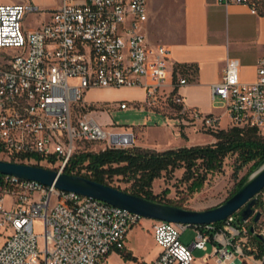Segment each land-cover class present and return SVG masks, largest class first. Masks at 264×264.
I'll return each mask as SVG.
<instances>
[{"label":"built area","instance_id":"1","mask_svg":"<svg viewBox=\"0 0 264 264\" xmlns=\"http://www.w3.org/2000/svg\"><path fill=\"white\" fill-rule=\"evenodd\" d=\"M216 1L264 15V0ZM38 11L31 3L0 5V158L54 165L62 172L86 143L130 146L132 133L106 132L89 112L122 110L128 103H84L85 92L94 88L141 87L149 106L164 94L193 124L219 130V116L183 105L177 91L187 79L179 71L173 93L165 92L169 49L149 45L142 33L145 0H61L48 22L24 31L23 17ZM9 49L16 52L6 53ZM217 99L231 126L255 128L264 136V56L252 83L241 81L238 61L228 58L221 79L211 85V100ZM140 218L98 199L0 173V225L8 230L0 264H108L107 255L124 250L126 233ZM34 220L42 222V250ZM233 222L231 215L220 226H194L188 245L180 241L188 225L154 220L160 252L138 264H192V250L205 249L208 241L219 263L247 264L251 256L242 239L247 229ZM262 259L257 261L263 264Z\"/></svg>","mask_w":264,"mask_h":264},{"label":"crops","instance_id":"2","mask_svg":"<svg viewBox=\"0 0 264 264\" xmlns=\"http://www.w3.org/2000/svg\"><path fill=\"white\" fill-rule=\"evenodd\" d=\"M61 0H0L1 4L31 3L39 8L38 12L27 13L21 26L24 31L40 27L49 21L51 11L57 8ZM147 20L142 26V33L149 45H165L169 49L168 78L165 92L172 91L171 83L175 75L179 78L177 65H194L195 73L185 75L187 83L178 88L185 107L197 108L204 114L216 115L218 109L211 100V85L218 82L223 74L226 60L234 58L239 63V74L242 82L252 83L256 80V68L264 56V15H253L244 5H223L216 0H145ZM91 93L89 103L127 102L126 109H141L161 121L155 125L170 143V148L187 147L189 143L207 142L208 134H195L198 125L185 127L192 123L179 109L173 116L166 112L146 109L145 92L141 87L94 88L85 92ZM84 94V95H85ZM122 109V110H126ZM219 116V115H216ZM147 126V125H146ZM151 126H148V128ZM135 130L137 127H134ZM127 132L132 133L127 130ZM159 134V133H158ZM187 135V137H186ZM214 142V141H213ZM195 144V143H194ZM141 146L142 143H138ZM158 150L166 147L158 146ZM199 210V209H195ZM144 233L150 241H143L138 226L130 228L125 236L124 250L128 257L118 251L107 255L108 264H138L154 260L160 252L152 232L154 220L147 219ZM140 224V223H139ZM180 241L190 245L195 235V227ZM5 235L8 230L4 229ZM205 249H193L192 264H221L213 255L214 243L208 241ZM250 261L258 262L249 258Z\"/></svg>","mask_w":264,"mask_h":264},{"label":"trees","instance_id":"3","mask_svg":"<svg viewBox=\"0 0 264 264\" xmlns=\"http://www.w3.org/2000/svg\"><path fill=\"white\" fill-rule=\"evenodd\" d=\"M195 69L194 65H177L175 67V71H179L181 76H192ZM173 82H176L175 75ZM169 102L175 109H179L170 98ZM81 108V106L78 107V109ZM212 134L215 139L212 143L161 151L136 146L130 148L111 147L97 152L82 151L72 155L62 172L85 177L105 185H108L107 179L113 176H121L131 182L129 190L122 191L156 203L184 208L180 204L165 199L164 195L153 193L152 182L161 176L170 177L175 169L182 168L181 178L188 183L190 191H199L207 175L220 171L224 158L230 154H236L235 172L248 163H251V165L247 172L237 180L233 189L222 201L224 202L264 162V136L255 128L237 126L219 129L213 131ZM10 161L23 163V161H16L13 158ZM257 199L255 208L264 210V188L257 194ZM233 217V224L237 228H241L248 222H241L237 212L233 214ZM222 223V221H219L213 223V225L220 226ZM252 224L254 226L256 223L252 221ZM250 228L248 227L247 235L253 248L249 251L245 249L246 253L256 259L263 258L262 263L264 264V237L250 231ZM118 252L123 257H128V254L122 251Z\"/></svg>","mask_w":264,"mask_h":264},{"label":"rangeland","instance_id":"4","mask_svg":"<svg viewBox=\"0 0 264 264\" xmlns=\"http://www.w3.org/2000/svg\"><path fill=\"white\" fill-rule=\"evenodd\" d=\"M6 53L14 54L16 51L13 49H9L5 51ZM91 93H86L84 95L85 100H93L89 99ZM215 107L218 109L219 115V129H228L231 127L229 124L228 116L224 111V106L222 102L218 101V99L214 102ZM143 106L146 109H154L161 112H166L169 116H173L174 110L173 105L170 104L169 98L164 94H159L158 99L154 105L149 106L146 102L143 103ZM90 114L94 117V119L98 122L101 128L106 132L113 133H123L127 132V130L131 131L133 134L134 141L128 148L136 146L142 148H150L154 150H158L156 144L158 146H169L170 143L164 142L166 140L165 136L154 128L155 125H160L161 121L157 119L155 116L150 115L144 110L141 109H116L113 108L110 112L103 111L100 107H95L90 109ZM147 125V126H146ZM148 126H151L148 128ZM185 127H193L195 126L193 123L183 124ZM134 127H137L136 130ZM159 133V134H158ZM195 134H208L210 136L209 141L199 142L196 141L194 143H189L187 147L195 146V145H205L212 143L215 141L212 131L205 130L202 127H198L197 130H194ZM187 137V135H186ZM138 143H142L141 146L137 145ZM104 143H86L85 149H78L76 153L82 151H93L97 152L102 150L100 145H104ZM172 149L170 147H166L163 150ZM160 151V150H158ZM1 160H6L5 158H0ZM26 164H33L42 166L44 168H49L53 170H57L54 165H49L45 163H31L25 162ZM236 162V154H230L224 158L222 163V169L220 171L209 173L207 175L206 180L204 181L203 186L199 191L191 192L188 183L184 181L182 177L183 169L178 168L175 169L173 174L170 177L161 176L156 178L152 182V191L155 194L164 195L165 199H169L170 201L180 204L184 208L187 209H209L219 205L230 193L233 189L237 180L242 177L247 170L249 169L251 163H248L242 166L237 172H235ZM253 173V172H252ZM251 173V174H252ZM250 174V175H251ZM107 183L109 186L120 190H129L131 182L127 181L125 178L121 176H113L112 178L107 179ZM10 203L9 197L4 199L3 205L4 207H8ZM256 212H260L261 216L258 222L253 226L252 220H249L244 227L248 230V227H253V231L261 234L264 237V210L260 208H255ZM148 221L146 218H140L139 223L135 226H138L140 231V235L143 238V241H150L149 238L144 233L145 222ZM4 226L0 225V246L2 245L5 233ZM34 233L38 235V248L39 250L43 249V238L41 236L43 232L42 222L40 220H34L33 224ZM192 230V227L188 226L183 233V237L187 236L189 232ZM243 241H245V249L248 251L253 248L249 242V236L247 234L242 236ZM246 252V250H245ZM193 254V251H192ZM251 256V255H250ZM194 257V255H193ZM253 260H258L251 256ZM252 264H260L259 262L250 261ZM249 264V263H248Z\"/></svg>","mask_w":264,"mask_h":264},{"label":"water","instance_id":"5","mask_svg":"<svg viewBox=\"0 0 264 264\" xmlns=\"http://www.w3.org/2000/svg\"><path fill=\"white\" fill-rule=\"evenodd\" d=\"M0 173L34 180L44 185H54L59 190L98 199L151 220L200 226L223 222L236 212L241 222L252 219L253 223H257L261 216V213L256 212L254 207L258 200L257 194L264 188V162L230 198L215 207L204 210L156 203L85 177L32 164L0 159ZM250 231H253L252 227ZM231 264H237V261Z\"/></svg>","mask_w":264,"mask_h":264}]
</instances>
